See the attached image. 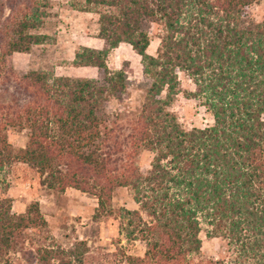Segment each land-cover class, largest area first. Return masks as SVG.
I'll list each match as a JSON object with an SVG mask.
<instances>
[{"label":"trees","instance_id":"1","mask_svg":"<svg viewBox=\"0 0 264 264\" xmlns=\"http://www.w3.org/2000/svg\"><path fill=\"white\" fill-rule=\"evenodd\" d=\"M255 1L75 0L74 10L97 15L105 46L73 54L72 67L100 74L89 79L13 75L7 58L48 39L36 30L49 2L0 0V172L23 163L48 189L91 195L98 213L114 189H128L137 210L124 211L125 237L143 242L144 253L126 264H192L200 224L229 255L207 264H264V20L250 16ZM152 27L158 45L149 55ZM118 44L139 57L144 88L136 112L113 115L105 105L130 85L122 69L105 65ZM180 76L193 87L183 95L199 102L210 125L178 124L170 105ZM6 127L26 131L23 148H11ZM142 152L151 157L143 172L135 161ZM44 226L35 202L13 214L1 197L0 258ZM36 253V263L48 264L63 252Z\"/></svg>","mask_w":264,"mask_h":264},{"label":"rangeland","instance_id":"2","mask_svg":"<svg viewBox=\"0 0 264 264\" xmlns=\"http://www.w3.org/2000/svg\"><path fill=\"white\" fill-rule=\"evenodd\" d=\"M75 0H48L50 14L43 25L36 30L48 39L41 45L30 47L27 53H13L7 58L13 75H23L28 71L51 73L54 76L70 78L98 79L95 68H74L71 61L80 47L102 49L104 43L96 38L97 15L92 12H78L72 8ZM253 21L264 20V0H256L249 7ZM159 31L152 27L146 53L153 55L158 45ZM108 71H124L130 82L126 93L118 100L110 99L105 105L107 114L136 112L143 97L144 82L141 75L140 59L129 46L118 44L106 57ZM180 90L170 105L177 122L184 130L202 128L211 124V117L199 102L183 95L192 91L190 82L180 76ZM120 124L123 121H119ZM4 134L12 149L23 148L26 131L16 127H6ZM150 156L144 152L135 158L141 172L147 169ZM41 178L35 170L23 163H14L0 172V198L10 200V212L22 214L25 208L36 203L45 221L44 227L26 231L21 242L7 255L0 258L7 264H38V249L51 250L52 257L62 251L57 259H49L48 264H126L127 256L142 257L144 244L139 240L129 241L125 237V210H137L131 192L126 188H116L101 213L97 212V202L89 194L66 188L63 192L48 189L40 184ZM3 192V193H2ZM100 212V210H98ZM200 249L191 256L192 264H207L213 260L228 262L225 242L219 238H207L208 228L200 224Z\"/></svg>","mask_w":264,"mask_h":264},{"label":"crops","instance_id":"3","mask_svg":"<svg viewBox=\"0 0 264 264\" xmlns=\"http://www.w3.org/2000/svg\"><path fill=\"white\" fill-rule=\"evenodd\" d=\"M86 68V67H85ZM76 69H78V68H76Z\"/></svg>","mask_w":264,"mask_h":264}]
</instances>
